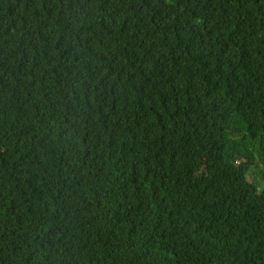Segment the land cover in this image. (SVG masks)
Here are the masks:
<instances>
[{
	"label": "trees",
	"instance_id": "trees-1",
	"mask_svg": "<svg viewBox=\"0 0 264 264\" xmlns=\"http://www.w3.org/2000/svg\"><path fill=\"white\" fill-rule=\"evenodd\" d=\"M0 264H264V0H0Z\"/></svg>",
	"mask_w": 264,
	"mask_h": 264
},
{
	"label": "rangeland",
	"instance_id": "rangeland-1",
	"mask_svg": "<svg viewBox=\"0 0 264 264\" xmlns=\"http://www.w3.org/2000/svg\"><path fill=\"white\" fill-rule=\"evenodd\" d=\"M251 171H252V172H256V171H257V173L259 174V172H260V168L257 166V167H255V168H252ZM252 172L250 173V178H251V179H254V178L251 176ZM258 174H257V176H258ZM254 180H255L254 184L256 185L258 192H261L262 189H263V185H262V183H260V182L258 181V179H257V180L254 179Z\"/></svg>",
	"mask_w": 264,
	"mask_h": 264
}]
</instances>
